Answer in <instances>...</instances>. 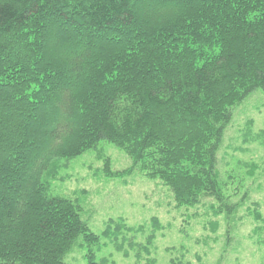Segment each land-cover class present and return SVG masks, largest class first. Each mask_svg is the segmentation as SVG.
<instances>
[{"label": "trees", "instance_id": "1", "mask_svg": "<svg viewBox=\"0 0 264 264\" xmlns=\"http://www.w3.org/2000/svg\"><path fill=\"white\" fill-rule=\"evenodd\" d=\"M257 89L264 0H0V264H68L81 235L98 238L50 182L60 160L102 141L133 160L113 171L106 158L107 177L139 172L178 207L210 199L228 218L239 203L218 153ZM250 213L264 244V216Z\"/></svg>", "mask_w": 264, "mask_h": 264}, {"label": "rangeland", "instance_id": "2", "mask_svg": "<svg viewBox=\"0 0 264 264\" xmlns=\"http://www.w3.org/2000/svg\"><path fill=\"white\" fill-rule=\"evenodd\" d=\"M106 158L113 171L133 164L125 150L102 141L76 158L60 160L50 182L51 194L78 201L82 219L98 237L88 241L81 235L65 256L68 264H88L91 253L107 264H171L172 260L264 264V244L254 233L257 222L250 213L259 208L264 216V93L260 89L232 109L218 153L224 193L232 203H239L228 218L227 212L214 215L210 199L201 206L178 207L161 180L139 172L107 177ZM152 234L155 239L148 246Z\"/></svg>", "mask_w": 264, "mask_h": 264}]
</instances>
